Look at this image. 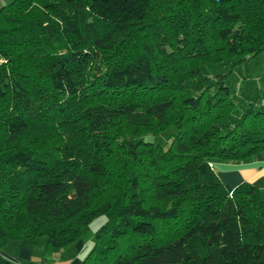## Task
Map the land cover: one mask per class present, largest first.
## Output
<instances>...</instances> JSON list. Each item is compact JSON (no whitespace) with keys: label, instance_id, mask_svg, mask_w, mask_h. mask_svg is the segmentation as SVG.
Here are the masks:
<instances>
[{"label":"trees","instance_id":"1","mask_svg":"<svg viewBox=\"0 0 264 264\" xmlns=\"http://www.w3.org/2000/svg\"><path fill=\"white\" fill-rule=\"evenodd\" d=\"M262 51L264 0L1 6L0 248L106 215L80 264H264V186L212 166L264 163V74L227 83Z\"/></svg>","mask_w":264,"mask_h":264},{"label":"rangeland","instance_id":"2","mask_svg":"<svg viewBox=\"0 0 264 264\" xmlns=\"http://www.w3.org/2000/svg\"><path fill=\"white\" fill-rule=\"evenodd\" d=\"M264 74V51L257 58H252L245 63L235 66L232 74L227 78L230 86L248 85L253 80H259ZM175 133V127L170 126L160 134H147L142 136L146 141L165 145ZM219 163V162H218ZM214 168V164H212ZM107 221L106 215H100L88 222L81 230L76 241L56 252L52 256H46L43 264H80L83 258L92 248L94 232ZM44 238L38 244L32 243L29 239L9 240L0 248V253L11 261L20 264L33 262L40 264L44 253Z\"/></svg>","mask_w":264,"mask_h":264},{"label":"crops","instance_id":"3","mask_svg":"<svg viewBox=\"0 0 264 264\" xmlns=\"http://www.w3.org/2000/svg\"><path fill=\"white\" fill-rule=\"evenodd\" d=\"M10 0H0V7ZM214 170L221 181L235 187L246 181L264 186V163H214Z\"/></svg>","mask_w":264,"mask_h":264}]
</instances>
